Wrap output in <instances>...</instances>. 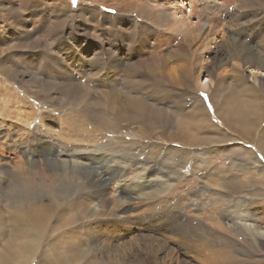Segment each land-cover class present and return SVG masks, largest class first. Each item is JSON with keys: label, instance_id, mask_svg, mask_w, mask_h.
Listing matches in <instances>:
<instances>
[{"label": "rangeland", "instance_id": "1", "mask_svg": "<svg viewBox=\"0 0 264 264\" xmlns=\"http://www.w3.org/2000/svg\"><path fill=\"white\" fill-rule=\"evenodd\" d=\"M179 16L185 20H175ZM204 26H210L208 35ZM192 27L196 32L191 33ZM248 53L262 61L249 63ZM260 62L264 0H0V170L11 174L25 160L26 167L38 171L46 166L42 176L26 181L29 196L21 200H46L59 192V184L68 187L71 172L64 183L61 173L48 168L71 160L73 148H80L82 154L76 153L88 168L100 167L89 157H110L115 168L130 175L142 169L135 181L107 183L102 174L99 186H108L109 196L116 186L149 189L155 172L169 185L153 198L134 192L118 195L117 190L123 199L119 208H131L122 219L63 203L52 218L54 230L38 239L28 255L18 251L20 239L9 252L7 227L0 231V264H103L101 259L117 264H213L215 251H223L228 239L237 245L236 256L243 264H264L263 237L252 241L233 230V219L243 209L250 217L240 218V223L254 222L264 229V154L254 142L264 120L253 128L250 105L257 96L242 89L249 86L264 96ZM150 65L156 68L153 72ZM251 68L258 70L257 77ZM63 72L82 86L67 98L56 84ZM238 76L242 79L236 80ZM104 90L115 95L118 106L130 104V95L147 96V104L154 105L152 116L161 119L155 120L156 130L146 137L141 122H122L118 130L85 124L87 118L78 112L85 105L91 111L98 108ZM227 97H234V107H227ZM189 109L196 114L203 109L202 121L208 126L193 129L197 120L188 116ZM176 131L208 142L185 144L170 137ZM48 143L54 147L51 155L45 150ZM83 175L87 179L81 177L74 185L78 194L90 191L87 182L93 176ZM5 199L0 200L2 227L18 209ZM27 203L19 204V215L27 214ZM62 212L64 219H59ZM180 224L186 227L181 234ZM204 240H209L207 246Z\"/></svg>", "mask_w": 264, "mask_h": 264}, {"label": "bare ground", "instance_id": "2", "mask_svg": "<svg viewBox=\"0 0 264 264\" xmlns=\"http://www.w3.org/2000/svg\"><path fill=\"white\" fill-rule=\"evenodd\" d=\"M120 7L121 6H118V10L120 9ZM182 16H179L175 20H178V21L185 20ZM111 17L116 19V15L111 16ZM183 25H187V22L186 23L183 22ZM187 26H189V25H187ZM191 31H192L191 33L196 32V28L192 27ZM200 31H201V29H200ZM209 32H210V26H204L203 27V33L205 35H208ZM197 35H200V33H197L195 35L196 40L198 39V43H200L201 39L199 37L197 38ZM252 54L248 53L246 56L247 57L246 60L249 63L251 61H253V63H257L258 61H262V60L257 61L256 56L252 55ZM153 55H154V53H153ZM153 55H151V56H153ZM250 56H251V58H249ZM149 59H151V58H149ZM159 61H160V64H164V60L161 57L159 58ZM142 63H143V61H142ZM260 63H261V65L264 66L263 62H260ZM186 64H187V62H186ZM139 66H141V65H139ZM150 66H151L150 70L153 72L156 68L152 65H150ZM182 66L183 65H181V68H182ZM187 67L188 66H186L184 69H182L183 73L187 70L186 69ZM173 69H175V68H173ZM1 70L4 73H7V69L1 68ZM251 70H252V72H254L253 75L257 77L258 75L256 73L258 70H256V68H251ZM171 71H173V70H171ZM61 72H62V70H61ZM178 75H180V72L178 73ZM60 77H61V79H60ZM60 77L57 78L58 80H56L57 81L56 82L57 89L60 92H63L66 98L71 95V91H73L74 93L81 91L80 89L82 88V86L78 83H75L73 81L74 79L72 80L71 74H69L67 72H63V74ZM240 78H241V76H238L236 78V80H238ZM52 82H49V83L51 84ZM220 83H218L219 87H221ZM71 85H73V86L68 88V86H71ZM242 89L244 92H246V94L252 93L253 96L254 95L257 96V97H255L256 100H254V101L252 100L253 104H252V106L250 105V110L252 112V116H254L253 121H252L253 128L255 127V125L260 127V124L263 122L262 120H264V96L261 94H258L255 88L253 89L252 87H249V86H243ZM220 91L221 90H219V92ZM254 91H256V93ZM102 94H104L103 95L104 100H102L99 103L98 108H94L91 111L85 105L84 107H81L80 111L78 112L79 116H85L87 118V119H84V121H86V122H84L85 124H87V122L91 123V124L95 123L97 125L109 126L115 130H118L119 124H123L122 122H125V121H127V123L129 121L141 122L147 129V132L146 133L144 132L146 137L150 136L156 130L155 120L157 122H159V120H161V119H158V117L152 116V112H155L154 110L151 112L154 105L150 106L149 104H147V102L144 100L145 98H147V96L144 97V99H143L142 97L137 96V95H130L129 98L134 96V98H131V100H130L131 102H129L130 104H128V105H122L121 104L120 106H118L115 103L116 98H115V95L113 93L104 90ZM177 94H179V93H177ZM232 98H234V97L225 98L226 103H228L229 100H231V102H230L231 105H229L227 107H234L235 103L233 101H235V100ZM184 105H185V103H184ZM214 105L217 107L215 101H214ZM182 106H183V104H182ZM218 107H219V105H218ZM179 109H181V106ZM203 109H204V107H203ZM222 109H223V107H222ZM236 109L235 108L233 109L234 112L236 111ZM240 109H242V107ZM202 110H200L197 114L194 111H191L190 109L188 110L189 112L187 111L188 113L186 112L187 114H189L188 115L189 117H191V116L196 117L197 121L194 123V125L192 124L194 126L193 129L195 127L198 128L199 126H208L205 124V122L202 121L204 118L203 117L204 114H203ZM176 111H177V109H176ZM154 115H156V114H154ZM239 115H241V114L233 113L234 117L239 116ZM242 119H246V118L242 116ZM186 122L188 124H190L189 119H187ZM188 124H186V125H188ZM207 124H209V123L207 122ZM188 126H191V124ZM210 127L216 128L214 125H210ZM251 129L252 128H247L248 134H251V131H250ZM237 131H240V130L237 129ZM174 133H179V131H176ZM240 133H241V135L244 136L243 131H240ZM170 137L179 139L185 144L187 143V144H192V145H193V143L199 144L200 142H206V143L208 142V140H203V141L201 140L200 141L193 136L187 135L186 133L185 134L184 133L175 134V136L170 134ZM174 141H177V140H174ZM249 142H251V141H249ZM254 142H255L256 148L259 151L263 152L262 154H264V128L259 133L258 138H255ZM51 145L48 143L45 146V150L49 155H51V153H49V152H52V150H54L53 149L54 147H52L53 145L52 146ZM103 146H104V144L101 145V147H103ZM113 146H114V144H113ZM76 152L81 153L80 148H78L76 150L73 148L71 150V152H70L71 157H72L71 160H60L56 163L55 168H53V169L48 168V170H50V171H56L58 173H61L62 179L60 181L64 182V183H66V175L69 172H71L73 175L69 178L70 185L68 187H65V186H62L61 184H59V192L54 193L52 195V197H50L46 200L45 199L39 200L38 201L39 203L36 202L35 200H33L31 203H27L26 202L27 198L26 199L24 198V200H21V198L27 197L28 190L30 189V187H29L28 183H26V181L28 179H32V177L36 176V175L42 176L40 173V170L45 169L46 166L43 168L41 167V169L38 171L37 169L39 167L38 168L37 167H26L25 164H27V160H25L24 163H20V164H22V166L18 165L16 168L13 166V169L15 170V172L12 171L11 174L5 173V172L0 170V200L4 199L6 197L5 200H7L8 202H10V200H12L13 206L16 204L14 207L18 208V209L14 210V212H13L14 214L12 215V218L9 220V223L4 224L3 227L0 225V231L2 233L8 229L7 227H9V230L11 232V238L7 242V249H9V252H11V253L13 252V249L15 248L17 241L20 239V244H22V246L18 249V251H22V252L26 253L27 255H28V253L29 254L32 253L34 250V245L36 244L37 240L41 239L44 235H46L47 233H50L54 230L53 226H52V222H53L52 218L55 214H57V209L59 207H61L63 205V203L69 204V201H71L72 205H71L70 209L75 208L77 206H80L83 211H87L86 209L93 208L96 216L106 215V216H109L113 219H117L118 217H119L118 219H122L121 217H125L131 208L129 206H123V207L119 208L120 204L123 203L122 202L123 199H121V198L119 199V197L116 195L117 190L119 191L118 195H121L120 193H122V194H126L127 196H131L129 194L130 193L129 191H132L136 194H139V195L145 194L147 197L153 198V197H159L169 187L167 182L159 181L158 176H161V172H157V173L155 172V175L153 176L155 183L154 184L152 183V185L149 189H147L141 185L140 186L134 185L133 187H131L129 189H125V188L121 189L119 187L117 188V186H116L115 189H117V190L113 191L114 195L109 196V192L106 191V188H108V186L106 185L109 182L108 180H110L111 182H113V180H117V179L120 180V182L122 180H133V181H135L137 179H141V177L135 176V174L137 173V171H141L142 169L141 170L136 169L134 174L130 175L128 172H127L128 173L127 174L125 169L118 168V167L115 168L113 165L115 163L112 164V162L109 160L110 157H108V159H106L104 157H99V158L89 157V160L91 163L95 164V166L97 164L100 167H98L99 169H96L95 167L88 168V167H85V165L83 163H80L82 155H80ZM116 152H114V153H116ZM58 153H59L58 156H60L62 152L58 151ZM58 153H54V154H58ZM113 160H114V157H113ZM125 162H126V160H125ZM103 164H105V166H103ZM2 167H4L5 169H8V166H6V165H4ZM27 168H28V170H26ZM102 169H104V170H102ZM83 174H85V175L92 174V176H93L92 180L88 179V182H87V187L90 189V191H88L84 194H78L75 190L74 185L78 182L79 179H81V177L87 179ZM102 174L104 176H107L106 177L107 180L105 179L107 182L105 184V186H107V187H104V188H101V185L99 186V184H101L100 180H101ZM8 179L11 181H7ZM118 180H117V182H118ZM7 182L9 184H7ZM61 198H64V199L61 200ZM119 200H121V201H119ZM112 201L116 202L117 205L115 206ZM21 203H27L28 204L27 214L19 215V211H21L19 204H21ZM117 206L119 209L116 208ZM164 207L167 208V205L164 204ZM80 212H82V211H80ZM80 212H79V214H80ZM65 213L66 212L60 213L59 219H64ZM79 214H78V216H79ZM236 217H240V218L243 217L244 219L248 218V217H250V211L248 209H243L241 214L236 216ZM240 218L233 219L234 233L236 232L237 234H239V232H243L244 234L251 236L252 241H257L258 238H260V237H263V239H264V229H261L258 226V224L254 223V222L240 223V220H241ZM70 227L77 229L78 226H77V224H72ZM198 228L201 230L204 229L203 225H201V224L198 225ZM183 229H186V227H184L182 224H180L177 232L181 234V231H183ZM77 234H80V233H77ZM198 234L199 235H197V237L200 238L202 236V234L201 233H198ZM74 235H76V233H74ZM204 235H206V234H204ZM229 240L230 239H228L226 241V244L224 241V245H226L227 247L232 246V248L228 249L226 247V248H224L223 251H219V252H218V250L215 251L216 256H215V260H214L213 264H243V261H240V259L237 258V256H236V246L237 245H235V243H233ZM208 241L209 240H204L202 243L207 246ZM75 250L77 251L78 248H76ZM126 253L128 254V252H126ZM219 253H221V254H219ZM72 259H75L74 255H72ZM18 260H17V262H19ZM20 260H22V259H20ZM113 260H114V262H110L109 259H108V261L101 259V262L103 264H115L116 261H115V259H113ZM25 262H27V261H24L22 263L25 264ZM29 263L31 264V261H29ZM245 264H247V261L245 262Z\"/></svg>", "mask_w": 264, "mask_h": 264}, {"label": "water", "instance_id": "3", "mask_svg": "<svg viewBox=\"0 0 264 264\" xmlns=\"http://www.w3.org/2000/svg\"><path fill=\"white\" fill-rule=\"evenodd\" d=\"M130 193H133L132 191H129Z\"/></svg>", "mask_w": 264, "mask_h": 264}]
</instances>
